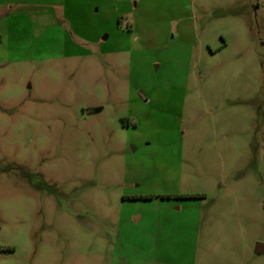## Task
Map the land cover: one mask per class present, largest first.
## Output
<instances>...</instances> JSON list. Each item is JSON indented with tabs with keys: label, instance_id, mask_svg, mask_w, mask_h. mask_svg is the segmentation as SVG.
<instances>
[{
	"label": "rangeland",
	"instance_id": "obj_1",
	"mask_svg": "<svg viewBox=\"0 0 264 264\" xmlns=\"http://www.w3.org/2000/svg\"><path fill=\"white\" fill-rule=\"evenodd\" d=\"M0 264H264V0H0Z\"/></svg>",
	"mask_w": 264,
	"mask_h": 264
},
{
	"label": "trees",
	"instance_id": "obj_2",
	"mask_svg": "<svg viewBox=\"0 0 264 264\" xmlns=\"http://www.w3.org/2000/svg\"><path fill=\"white\" fill-rule=\"evenodd\" d=\"M192 196H187V195H179V196H175V195H163L160 196V198H164V199H171V198H191ZM151 198V197H149Z\"/></svg>",
	"mask_w": 264,
	"mask_h": 264
},
{
	"label": "water",
	"instance_id": "obj_3",
	"mask_svg": "<svg viewBox=\"0 0 264 264\" xmlns=\"http://www.w3.org/2000/svg\"><path fill=\"white\" fill-rule=\"evenodd\" d=\"M258 249L261 250L262 249V246L261 245H258Z\"/></svg>",
	"mask_w": 264,
	"mask_h": 264
},
{
	"label": "crops",
	"instance_id": "obj_4",
	"mask_svg": "<svg viewBox=\"0 0 264 264\" xmlns=\"http://www.w3.org/2000/svg\"><path fill=\"white\" fill-rule=\"evenodd\" d=\"M179 210H181V208H179Z\"/></svg>",
	"mask_w": 264,
	"mask_h": 264
}]
</instances>
